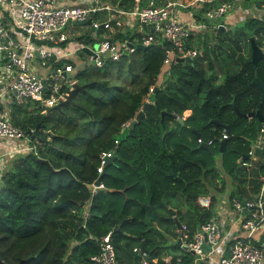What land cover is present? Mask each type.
Instances as JSON below:
<instances>
[{"label":"trees","instance_id":"16d2710c","mask_svg":"<svg viewBox=\"0 0 264 264\" xmlns=\"http://www.w3.org/2000/svg\"><path fill=\"white\" fill-rule=\"evenodd\" d=\"M121 1L125 5L119 4L120 8L132 7V0ZM213 4L202 2L200 8L191 9L192 16L202 20ZM214 31L223 33L221 27ZM230 31L229 37L219 40L228 53L215 51L217 44L197 36L201 54L170 65L168 77L161 76L160 81L167 43L156 36L144 49H133L118 60L77 67L74 78L84 87L58 109L42 113L36 102L10 101L9 121L25 133L32 129L28 136L35 146L12 157L0 177L3 262L94 264L89 257L98 251L99 239L109 235L118 264H140L139 251L133 248L146 251L149 259L157 258L154 264H163L166 254L169 264L176 256L181 258L179 264L190 263L191 255L176 239L170 247L178 253L162 247V241L178 233L170 210L188 228V237L213 216L214 197L210 196L208 208L199 206L197 197L208 193L209 180L228 176L237 184L242 181L243 167L235 159L247 153L260 126L254 115H243L258 104L264 114V100L252 81L256 72L264 85V57L254 65L240 52L243 44L249 48L251 37L264 51V11ZM89 34L73 39L90 44L94 41ZM111 39L139 42L132 31L115 32ZM65 61L70 59L53 65ZM151 85L157 89L148 93ZM145 101L147 110L129 134L123 124ZM187 109L190 113L180 124L175 115ZM161 111L166 112L162 120ZM222 124L230 133L219 153L218 169L211 165V154L217 152ZM196 133L202 142L210 141V152L198 147ZM114 148L116 157L97 173L99 154ZM99 175L102 188L91 191L89 186ZM259 241L264 243V233Z\"/></svg>","mask_w":264,"mask_h":264},{"label":"built area","instance_id":"2783aa9c","mask_svg":"<svg viewBox=\"0 0 264 264\" xmlns=\"http://www.w3.org/2000/svg\"><path fill=\"white\" fill-rule=\"evenodd\" d=\"M257 2L217 0L204 11L202 20L191 16L188 21H183L178 18L174 8L179 6L177 2L156 5L153 0H147L145 5L139 6V0H135L131 8L122 9L101 3L100 0H76L74 3H64L62 0H0V94L7 91L11 94V100L19 104L36 102L40 112L45 113L46 106L53 107L64 100L77 83L74 78L76 52L88 48V59L94 66L100 67L107 60H118L122 54L133 51L134 48L127 46L125 41L111 39L118 31L135 32L141 44H149L156 36L164 40L167 45L160 70L167 72L170 65L179 62L178 58L192 59L197 53L201 54V50L194 45H188L194 32L204 31L209 26L216 29L222 26L221 18L235 12L240 22L247 17L259 18L264 11V0ZM87 19L91 31L89 35L94 42L85 44L71 39L64 30L65 26L69 23L85 24ZM99 29L103 30L102 34H96ZM60 59L70 61L54 66ZM37 65L43 67L45 72H35ZM153 88L151 85L148 93ZM262 116L263 121H260L257 135L247 153L254 155L253 152L258 150L264 161V114ZM184 117L183 112L175 115V118ZM30 132L32 129H29ZM29 133L12 124L7 110L0 106V160L1 157L12 158L34 150L35 144L30 140ZM226 137L223 128L220 139ZM197 141L201 142L199 138ZM207 143L210 144V141ZM111 153L99 154L97 173L103 171L105 157ZM241 164H244L243 160ZM2 167L3 163L0 162V177ZM260 182L262 189L264 173L260 176ZM99 186L102 187L101 182ZM94 190L92 183L91 191ZM228 198L230 209L239 217L238 225L244 231V237H232L229 231L222 228L218 215L200 223L189 237L186 235L188 228L181 224L178 230L180 242L193 254L189 264H197L205 258L209 264H263L264 243L252 236L264 223V198L241 200L229 194ZM196 201L199 206L208 208L210 196L199 195ZM217 208L218 211L224 210L220 206ZM133 251H139L140 264L156 263L157 258L149 259L146 251L139 248H133ZM162 259L166 260L163 264H169L170 256ZM89 260L94 264H118L113 245L105 236L99 239L98 251ZM180 261V256H176L174 264Z\"/></svg>","mask_w":264,"mask_h":264},{"label":"crops","instance_id":"0c3cea01","mask_svg":"<svg viewBox=\"0 0 264 264\" xmlns=\"http://www.w3.org/2000/svg\"><path fill=\"white\" fill-rule=\"evenodd\" d=\"M64 3H74L76 0H62ZM147 0H139V6H143L146 4ZM156 5H163L167 4L168 2H177L179 3V6H174L178 18L183 21H188L191 18V9H198L201 7L202 2L207 3H216L217 0H153ZM216 1V2H215ZM101 3H106L111 6L119 7V4L125 5V3H122L121 0H100ZM133 4L135 3V0H132ZM132 4V6H133ZM124 9V8H122ZM203 13V12H202ZM222 22L221 30L223 33L216 34L214 31L215 29H212L211 26L207 27L204 31L200 32H194L196 36H199V38H203L206 41L210 42V45H215V51L222 50L224 54L228 53L226 46H224L225 42H220V37L223 38V36L227 35L229 37L231 31V26H233L235 23L239 22L237 19V14L235 12L228 14L224 18H221L220 20ZM212 24V22H211ZM84 25H88V23H85ZM73 31H76L77 29L75 26L72 27ZM228 31V32H227ZM78 33H75L73 36L70 35L71 39H73L74 36H77ZM160 38V37H158ZM250 42V41H249ZM243 44V43H242ZM79 52V51H78ZM76 52V53H78ZM241 54L251 57V46L247 48L244 44L241 47L240 50ZM264 52V51H263ZM216 53V52H215ZM78 55V54H77ZM220 60V56L217 57ZM75 60V59H74ZM251 61V60H250ZM77 62L76 60L74 61ZM77 64V63H76ZM78 67V64L76 66V69ZM161 71V70H160ZM35 72L42 74L45 72V69L40 66H35ZM161 74L159 73L158 79L161 78ZM160 77V78H159ZM253 81V80H252ZM11 101V94H9L7 91H2L0 94V106L3 107L5 110H8L9 103ZM189 110L183 111L185 117L189 114ZM186 113V114H185ZM184 117V118H185ZM248 117V116H247ZM250 117V116H249ZM258 120V119H257ZM259 121V120H258ZM260 122V121H259ZM254 140V139H253ZM253 140L250 142V144L253 142ZM249 149V147H248ZM248 152V150H247ZM254 155H248L246 153L244 157L240 156L237 160H239L240 165L243 167V177L242 181H240L239 184H237V181L228 177L224 176V179L222 181H219L218 179H215V182H218V184L215 185L216 189L212 193L211 187H213L211 184H206V187L208 188V193H206L209 196L214 197V205H213V216L216 217L218 215L220 224L224 230H227L230 232L232 237H244V231L240 230L238 225L239 217L238 215L233 212L230 209L229 205V198L228 194L232 193L234 197H238L241 200H257L258 198H264V187L261 189V182H260V176L264 173V166L262 167V164L264 161L260 158V155L258 153V150L253 152ZM244 161V164H241V161ZM6 164V163H5ZM222 176V174H220ZM217 206H220L223 208V211H218ZM212 216V217H213ZM264 233V223L259 231H256L253 233L252 238H260L261 235ZM178 234V233H177ZM172 240L176 238L171 237ZM189 255H191V260H193V254L189 251H187ZM170 256L168 254L164 255ZM197 264H209L208 259L200 260ZM264 264V259H263Z\"/></svg>","mask_w":264,"mask_h":264},{"label":"water","instance_id":"95a60500","mask_svg":"<svg viewBox=\"0 0 264 264\" xmlns=\"http://www.w3.org/2000/svg\"><path fill=\"white\" fill-rule=\"evenodd\" d=\"M88 22H89V20L87 19L85 23H88ZM126 45L129 46V47H133L136 50H142L145 47H147L148 44H141L139 42H137V43L126 42ZM250 46H251V57H250V60H251V62L254 65H256L258 59L264 57V52L255 43V41H254V39L252 37L250 38ZM84 51L87 52V53H90V50L88 48H85ZM178 61H180V62L181 61L190 62L191 59L189 57H184V58H178ZM253 82L255 84H257V86L260 89V100L261 101L264 100V85L256 77V72H254ZM83 87H84L83 85L78 84V83H75L74 86H73V88L68 91V95L66 96V98L64 100L58 102L53 107L46 106L45 107V113L49 112L52 109H58V108H60V106L63 103H66V102H70L71 103L72 102V99H71L72 93L75 90H77V89H82ZM156 89H157V86L154 87V90H156ZM148 105H149V102L148 101H145L143 103V105L141 106V108L137 111V113L135 114V116L126 124L127 132L129 134L132 133V129H133V126L135 125V123L137 121H139L142 118V116L144 115V113L146 112ZM259 105L260 104H258V107L256 108L255 111L249 112L248 114H245L243 116H252V115H254L259 121H263V116H262V113H261V111L259 109ZM165 113H166L165 111H161V113H160V119H162V117H163V115ZM183 120L184 119L177 118V121L180 124H183ZM210 122H212L214 124H218L219 123L216 119H211ZM222 126H223V128L225 130V133L228 135L230 133L229 128H228V125L227 124H222ZM27 133H29V130H27ZM195 138L196 139L198 138V134L197 133L195 134ZM225 142H226L225 138L220 139L219 142H218V150H219L220 153L222 152V150L224 148ZM198 147L203 148V149H206V150H208L210 152V145L207 142H202V141L199 142ZM115 157H116V148H114L112 150L111 155L105 157V165L108 164V163H110ZM242 157H244V156H242ZM43 162L44 163H47L46 160H43ZM99 183H100V175L93 182V185L95 186V190H98V189H101L102 188L101 186H99ZM89 188L91 189V185L89 186ZM170 211H171V214H172V219L175 222L176 229L177 230H180L181 229L180 222L178 221V219L174 215V211L173 210H170ZM150 213H151V218L154 219V213L152 211H150ZM108 236L109 235H107L105 237L108 239ZM176 242H177V245H179L183 250H188L189 252L191 251V250L187 249V246L185 244H183V243L180 242V231H178ZM0 264H6V263L3 262L0 259ZM18 264H20V262Z\"/></svg>","mask_w":264,"mask_h":264},{"label":"rangeland","instance_id":"374dc122","mask_svg":"<svg viewBox=\"0 0 264 264\" xmlns=\"http://www.w3.org/2000/svg\"><path fill=\"white\" fill-rule=\"evenodd\" d=\"M241 24H242V22H237V23H235L233 26H231L230 28H231V30H234V28H237V29H239L240 28V26H241ZM73 26H75V28L77 29L76 31H73L72 30V27ZM64 30H65V32L67 33V35H74L75 33H78V34H84V33H89V32H91L90 31V27L88 26V25H84V24H81V25H79V24H72V23H69V24H67L66 26H65V28H64ZM230 31V30H229ZM191 44H193L194 45V47H196L197 48V46L195 45V42H196V39H197V36H196V34H194L193 33V35H191ZM189 38V39H190ZM75 40V39H74ZM197 49H200V48H197ZM201 50V49H200ZM78 55L74 58L77 62V64H78V67L79 68H81L83 65H89V64H92L91 62H90V60L88 59V53H86V52H84V51H79L78 53H77ZM74 60V61H75ZM93 65V64H92ZM97 67V66H96ZM160 74L162 75V77L163 78H165V77H168V74L166 73V72H164V71H160ZM160 78V77H159ZM161 80V78L160 79H158V81H160ZM190 113V112H189ZM186 114V113H185ZM122 133H125V132H122ZM121 133V134H122ZM68 134V133H67ZM68 135H71V134H68ZM123 135V134H122ZM85 141V140H84ZM199 143V142H198ZM76 146H78V145H76ZM201 149H203V148H201ZM215 149H217L216 147H215ZM75 151H78L79 150V148H76V149H74ZM204 150V149H203ZM219 150L217 149V152H215V153H213V154H211L212 155V163H211V165L212 166H214V164H215V166L218 168V169H220V156H219ZM238 159V157L235 159V162L237 161V162H239V160H237ZM11 160V158H9V157H1V160H0V162L1 163H3V167H2V173L4 172V170L6 169V165L9 163V161ZM6 163V164H5ZM208 183L207 184H211L213 187H211V192L213 193L214 191H215V189H216V187H215V185L216 184H218V182H215L214 180H209V181H207ZM162 210V209H161ZM84 212L85 211H83V214H84ZM166 214V213H165ZM172 242H173V240H172V238L170 237V238H168V239H166V240H164V241H162V247L163 248H165L168 252H170V253H178L179 252V249L177 250V249H172L171 247H170V245L172 244Z\"/></svg>","mask_w":264,"mask_h":264},{"label":"flooded vegetation","instance_id":"af4514ba","mask_svg":"<svg viewBox=\"0 0 264 264\" xmlns=\"http://www.w3.org/2000/svg\"><path fill=\"white\" fill-rule=\"evenodd\" d=\"M175 119L177 120V118H175ZM161 120H162V119H161ZM123 127H124V128L127 130V128H126V125H125V126H123ZM124 128H123V129H124Z\"/></svg>","mask_w":264,"mask_h":264}]
</instances>
